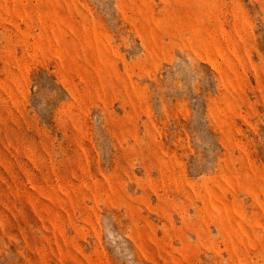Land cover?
<instances>
[{
    "label": "rangeland",
    "instance_id": "rangeland-1",
    "mask_svg": "<svg viewBox=\"0 0 264 264\" xmlns=\"http://www.w3.org/2000/svg\"><path fill=\"white\" fill-rule=\"evenodd\" d=\"M0 264H264V0H0Z\"/></svg>",
    "mask_w": 264,
    "mask_h": 264
}]
</instances>
